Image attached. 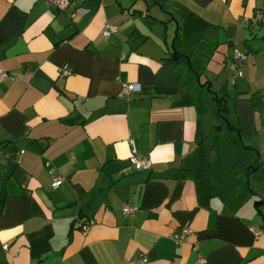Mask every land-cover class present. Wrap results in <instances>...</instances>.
Segmentation results:
<instances>
[{"label": "crops", "instance_id": "crops-1", "mask_svg": "<svg viewBox=\"0 0 264 264\" xmlns=\"http://www.w3.org/2000/svg\"><path fill=\"white\" fill-rule=\"evenodd\" d=\"M70 1L0 0V264H264V0Z\"/></svg>", "mask_w": 264, "mask_h": 264}, {"label": "built area", "instance_id": "built-area-1", "mask_svg": "<svg viewBox=\"0 0 264 264\" xmlns=\"http://www.w3.org/2000/svg\"><path fill=\"white\" fill-rule=\"evenodd\" d=\"M48 1L50 4H52L53 6H55L59 10H65L72 5V2L70 0H48ZM158 1H160V0H158ZM262 18H263L262 13H256L249 19L248 22L251 24H256L258 21H261ZM116 30H117L116 25H107L101 31V35L106 37L111 33H115ZM244 60H246V54L245 53L238 52V51L233 52L232 61L229 63V68L232 69V71L234 72V74L232 75V78H234V76H236V75H241V72L237 68H238V63L242 62ZM61 72L63 75L68 73V71L66 70L65 67H63ZM4 78H11V76L8 72H6L0 68V79H4ZM139 90H140V84L139 83H123L121 86V90L118 93V95L131 94V93L137 92ZM129 143L132 145V154L129 158L132 166L137 170H148L151 167V161L147 158L140 157V156L136 155L135 148L133 146V141L129 140ZM21 153H22V151H21ZM19 159H20V157H19ZM46 165L47 166L49 165L48 161H46ZM50 173L54 174L53 168L50 169ZM63 181H64V178L62 176L54 175V177L52 178L51 183H50L51 187L57 188ZM136 210H137V207L130 206V205H124L122 208V212L125 215L133 214ZM92 223H93L92 220L85 219L84 217H81L79 214H76L73 217L72 226H73V228H80L81 230L85 231L92 225ZM253 230H254L255 234H259V231L257 229H253ZM191 233H192V231L189 228L184 227L181 229V231L179 233H173L171 235V238L173 239V241L175 243L179 244V243L185 241L187 239L188 235H190ZM3 249L8 250V245L6 243L3 244ZM13 255H17V251L15 253H13ZM204 261L205 260L203 257H199L194 264H203ZM125 264H152V263L150 262L147 255L140 253L137 258L129 259Z\"/></svg>", "mask_w": 264, "mask_h": 264}, {"label": "water", "instance_id": "water-1", "mask_svg": "<svg viewBox=\"0 0 264 264\" xmlns=\"http://www.w3.org/2000/svg\"><path fill=\"white\" fill-rule=\"evenodd\" d=\"M206 85H207L208 88L210 87V83H206ZM213 94H214V98H215V100H216V101L218 100V101H220V102H223V107H225V106H226V100L223 99V98H218L216 93H213ZM219 111H220V110H219Z\"/></svg>", "mask_w": 264, "mask_h": 264}, {"label": "rangeland", "instance_id": "rangeland-1", "mask_svg": "<svg viewBox=\"0 0 264 264\" xmlns=\"http://www.w3.org/2000/svg\"><path fill=\"white\" fill-rule=\"evenodd\" d=\"M142 2L144 3V4H151L153 1L152 0H146V3L142 0ZM153 4V3H152ZM154 5V4H153ZM158 8H159V6H158V4L156 5ZM160 9V8H159ZM176 26H177V24H175V28H176ZM177 29V28H176ZM204 83V82H203ZM207 86V85H206ZM227 88H230V83L228 84V86H227ZM229 108H232V104H230L229 105ZM231 110V109H230Z\"/></svg>", "mask_w": 264, "mask_h": 264}, {"label": "trees", "instance_id": "trees-1", "mask_svg": "<svg viewBox=\"0 0 264 264\" xmlns=\"http://www.w3.org/2000/svg\"><path fill=\"white\" fill-rule=\"evenodd\" d=\"M217 102V105L219 106V110H220V112H221V114H223L224 112H225V107H222V105H221V102L220 101H216ZM224 115V114H223Z\"/></svg>", "mask_w": 264, "mask_h": 264}]
</instances>
